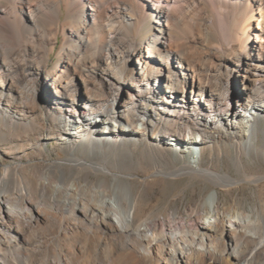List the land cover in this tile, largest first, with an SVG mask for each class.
I'll use <instances>...</instances> for the list:
<instances>
[{
    "label": "bare ground",
    "instance_id": "6f19581e",
    "mask_svg": "<svg viewBox=\"0 0 264 264\" xmlns=\"http://www.w3.org/2000/svg\"><path fill=\"white\" fill-rule=\"evenodd\" d=\"M263 123L264 0H0V264H264ZM216 143L237 176L201 165ZM144 144L146 185L215 187L185 220H138ZM251 184L260 210L221 201Z\"/></svg>",
    "mask_w": 264,
    "mask_h": 264
},
{
    "label": "rangeland",
    "instance_id": "374dc122",
    "mask_svg": "<svg viewBox=\"0 0 264 264\" xmlns=\"http://www.w3.org/2000/svg\"><path fill=\"white\" fill-rule=\"evenodd\" d=\"M147 34L148 33L145 34L144 32V36ZM60 39L58 47L62 49V38ZM58 52L59 50L57 53ZM52 58L53 60L50 62L51 68L54 67L59 60L57 54H52ZM150 87H154L155 91H157V88L159 89L161 87V83L159 80H153ZM231 94L235 97L238 95V92L236 89L232 88ZM41 97V95L37 97V101L40 103L43 101V97ZM47 125L48 124L45 122L43 124L44 128H47ZM261 138L262 140H260L259 143H263L264 141L263 136H261ZM18 145H21V142H19ZM17 148L18 146L14 148V146L11 147V145H8L6 146V151L9 153L15 152ZM162 151L167 155V161L173 166H176L177 163L172 156V147L163 146ZM32 154H34L32 150H27V156ZM57 157L63 158L65 157V153L60 150ZM135 159V164L131 165L129 162H123L121 166L123 171L131 172L135 175L131 180L133 181L135 196H140V206L137 213L139 221L146 219L154 212H162L167 215L176 207L180 210V218L185 220L186 212L199 207L204 199L215 189L210 183L204 181L193 182L188 177L169 178L155 185H146L145 177L152 174L155 163L149 150V145H141ZM200 163L203 167L213 166L216 170L237 176L233 164V152L226 144L216 143L214 146L205 145ZM247 166L252 172L264 173L263 163H247ZM143 190H148V195L143 194ZM236 200H240L241 209L246 212H250L255 207L260 210L263 204L261 189L251 184L244 185L238 190H232L230 193L224 191L221 194V201L226 205H230ZM125 205L128 206V203L125 202Z\"/></svg>",
    "mask_w": 264,
    "mask_h": 264
}]
</instances>
